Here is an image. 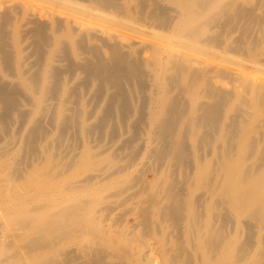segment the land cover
Here are the masks:
<instances>
[{
	"label": "bare ground",
	"instance_id": "6f19581e",
	"mask_svg": "<svg viewBox=\"0 0 264 264\" xmlns=\"http://www.w3.org/2000/svg\"><path fill=\"white\" fill-rule=\"evenodd\" d=\"M261 67L264 0H0V264H264Z\"/></svg>",
	"mask_w": 264,
	"mask_h": 264
},
{
	"label": "rangeland",
	"instance_id": "374dc122",
	"mask_svg": "<svg viewBox=\"0 0 264 264\" xmlns=\"http://www.w3.org/2000/svg\"><path fill=\"white\" fill-rule=\"evenodd\" d=\"M239 57L237 56H232L231 57V60L232 62H229V63H225V62H221V66L225 67V68H228V69H231V70H237V64L239 62ZM235 60V61H234ZM238 60V61H237ZM234 61V62H233ZM237 61V62H236ZM236 62V63H235ZM247 78L248 79H251V80H255V81H259V82H263L264 83V67H261V68H257L255 69L252 73H250L249 75H247ZM151 177V176H150ZM202 191H205V189H201V191L198 192V194ZM126 204V203H125ZM122 204V205H119V207H116V209L113 211L112 214H115L114 215V218H120V221L115 223V226L114 228L110 231V234H115V235H121L123 233H126V231H129L128 226H130L131 224H133L134 222V218L133 217H129L127 214L125 215L124 213V210L127 211L128 207L129 206L128 204ZM124 205V206H123ZM123 209V210H122ZM122 212H121V211ZM124 214V216H123ZM123 216V218L121 216ZM128 217V218H127ZM132 218V219H131ZM127 219V220H126ZM121 222V223H120ZM131 222V223H130ZM129 225H128V224ZM121 224V225H120ZM124 225V226H123ZM125 231V232H124ZM182 239H184L186 241V244L187 246H190V240L188 239V232L187 230H182ZM173 241V240H172ZM149 244H152L154 246H156L157 248H160L161 247V244L159 242V239L155 236L153 238H147L145 241H142L141 239L139 240H136V242H134V244H132V248H130L131 252H132V257L136 256L137 255V251L139 249H144L145 252H148V248H149ZM74 247H77L78 244H74L73 245ZM191 248V246H190ZM204 248V247H203ZM205 249H202V251H204ZM151 259H154V262L157 260L158 262H160L161 264L164 263V256L163 254H156V255H151L149 258H148V261L145 263V264H152V260Z\"/></svg>",
	"mask_w": 264,
	"mask_h": 264
}]
</instances>
